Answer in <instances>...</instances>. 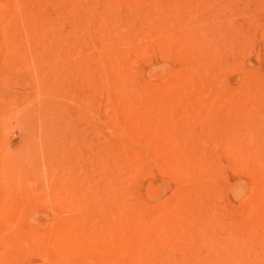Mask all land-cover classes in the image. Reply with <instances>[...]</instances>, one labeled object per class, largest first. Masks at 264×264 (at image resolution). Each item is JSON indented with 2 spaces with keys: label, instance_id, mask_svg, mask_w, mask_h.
Listing matches in <instances>:
<instances>
[{
  "label": "rangeland",
  "instance_id": "rangeland-1",
  "mask_svg": "<svg viewBox=\"0 0 264 264\" xmlns=\"http://www.w3.org/2000/svg\"><path fill=\"white\" fill-rule=\"evenodd\" d=\"M0 264H264V0H0Z\"/></svg>",
  "mask_w": 264,
  "mask_h": 264
}]
</instances>
